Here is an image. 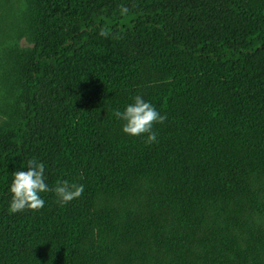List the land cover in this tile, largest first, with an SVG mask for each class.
Returning <instances> with one entry per match:
<instances>
[{"label": "trees", "instance_id": "1", "mask_svg": "<svg viewBox=\"0 0 264 264\" xmlns=\"http://www.w3.org/2000/svg\"><path fill=\"white\" fill-rule=\"evenodd\" d=\"M30 159L82 195L10 214ZM0 264H264V0H0Z\"/></svg>", "mask_w": 264, "mask_h": 264}, {"label": "clouds", "instance_id": "2", "mask_svg": "<svg viewBox=\"0 0 264 264\" xmlns=\"http://www.w3.org/2000/svg\"><path fill=\"white\" fill-rule=\"evenodd\" d=\"M121 13H127L126 7H121ZM101 35L107 37L109 33L101 29ZM133 103L128 104L123 111L114 110V116L123 121L122 130L132 136H145V143L152 144L157 141V132L154 125L163 124L166 114H161L151 102H147L139 94L132 97ZM27 171L16 170L12 173L13 179L10 184L11 200L9 202V212L17 213L25 209L39 211L44 207L45 201L40 193L54 192L57 201L62 205L79 198L84 185L68 180H57L56 184L50 187L46 183L45 165L34 159L26 161Z\"/></svg>", "mask_w": 264, "mask_h": 264}, {"label": "rangeland", "instance_id": "3", "mask_svg": "<svg viewBox=\"0 0 264 264\" xmlns=\"http://www.w3.org/2000/svg\"><path fill=\"white\" fill-rule=\"evenodd\" d=\"M23 43H25V42H23Z\"/></svg>", "mask_w": 264, "mask_h": 264}]
</instances>
